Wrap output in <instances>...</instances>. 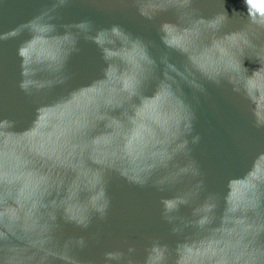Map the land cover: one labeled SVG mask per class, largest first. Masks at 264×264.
Returning a JSON list of instances; mask_svg holds the SVG:
<instances>
[{
    "label": "water",
    "instance_id": "1",
    "mask_svg": "<svg viewBox=\"0 0 264 264\" xmlns=\"http://www.w3.org/2000/svg\"><path fill=\"white\" fill-rule=\"evenodd\" d=\"M0 264H264V0H0Z\"/></svg>",
    "mask_w": 264,
    "mask_h": 264
}]
</instances>
